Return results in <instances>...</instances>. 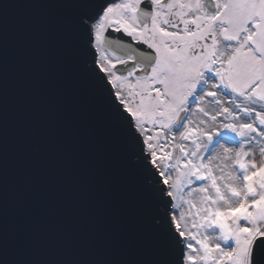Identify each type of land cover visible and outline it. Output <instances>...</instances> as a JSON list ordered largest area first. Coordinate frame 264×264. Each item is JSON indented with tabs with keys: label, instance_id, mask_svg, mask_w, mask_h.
I'll use <instances>...</instances> for the list:
<instances>
[{
	"label": "water",
	"instance_id": "water-1",
	"mask_svg": "<svg viewBox=\"0 0 264 264\" xmlns=\"http://www.w3.org/2000/svg\"><path fill=\"white\" fill-rule=\"evenodd\" d=\"M117 1L0 0V264H185L169 186L97 63ZM123 40L149 67L121 30L103 47Z\"/></svg>",
	"mask_w": 264,
	"mask_h": 264
},
{
	"label": "rangeland",
	"instance_id": "rangeland-1",
	"mask_svg": "<svg viewBox=\"0 0 264 264\" xmlns=\"http://www.w3.org/2000/svg\"><path fill=\"white\" fill-rule=\"evenodd\" d=\"M178 1L197 15V0ZM133 2L119 0L105 10L93 25L97 42L107 25L138 32ZM237 13V62L224 63L202 93L184 77L194 65H174L175 75L167 66L161 75L160 60L154 82L119 77L112 69L117 62L105 53L99 60L169 186L185 264H251L253 242L264 235V59L257 54L264 55V46L256 43L264 0H238ZM230 79L238 85L231 94Z\"/></svg>",
	"mask_w": 264,
	"mask_h": 264
},
{
	"label": "flooded vegetation",
	"instance_id": "flooded-vegetation-1",
	"mask_svg": "<svg viewBox=\"0 0 264 264\" xmlns=\"http://www.w3.org/2000/svg\"><path fill=\"white\" fill-rule=\"evenodd\" d=\"M133 1L129 10L134 12L138 32L115 28L111 25H107L105 29L103 27L98 42L94 35V46L98 51V65L101 54L105 53L112 61L117 62L112 69L119 77L142 81L152 76L154 82L160 72V60H164L163 64H165L161 75L167 72V66H169L171 75H175L174 65H194V67H190L188 73L184 74V77L193 87V91L197 90L202 93L210 80L219 78L224 63L237 62L239 46L238 0H225V3L223 0H211L213 8L208 9L204 8L205 0H197L194 5L197 15H191V11L188 8H183L178 0ZM140 11L150 14L144 24L140 22L138 16ZM258 17L259 15L252 16L254 19ZM261 18L263 17L261 16ZM197 20L200 22L198 25ZM93 25L95 29V23ZM260 27L256 28L258 29L256 43L257 46H264V31ZM110 28L121 30L125 37L130 36L134 43H140L143 46L138 48L143 53L141 62L149 64V67L136 59L133 50L137 48L128 47L124 40L120 42L119 46V53L123 56L121 58L115 57L104 48L105 35ZM259 43L261 44L259 45ZM175 45L177 53L173 52ZM130 52L132 53L130 54ZM257 54L259 58L264 59V55L260 52ZM116 67H119V74L115 71ZM100 68L103 71V68ZM218 86L221 87L219 82ZM157 87L155 84L153 89L155 90ZM227 87L229 94L238 89V85L231 79ZM219 89L222 91V88Z\"/></svg>",
	"mask_w": 264,
	"mask_h": 264
}]
</instances>
